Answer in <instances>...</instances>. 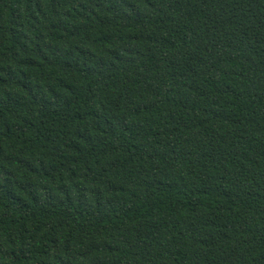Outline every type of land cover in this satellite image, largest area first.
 Segmentation results:
<instances>
[{"label": "trees", "instance_id": "trees-1", "mask_svg": "<svg viewBox=\"0 0 264 264\" xmlns=\"http://www.w3.org/2000/svg\"><path fill=\"white\" fill-rule=\"evenodd\" d=\"M0 264H264V0H0Z\"/></svg>", "mask_w": 264, "mask_h": 264}]
</instances>
